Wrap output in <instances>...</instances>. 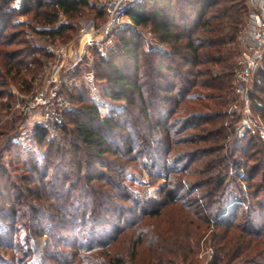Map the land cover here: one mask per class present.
<instances>
[{"label": "trees", "instance_id": "1", "mask_svg": "<svg viewBox=\"0 0 264 264\" xmlns=\"http://www.w3.org/2000/svg\"><path fill=\"white\" fill-rule=\"evenodd\" d=\"M94 1L96 3L98 0ZM14 3L15 0H0V120L2 112L10 109V105L5 106L4 103L6 96L10 94L2 88L18 82L21 90L30 93L36 77L46 69L47 62L52 59V55L46 50L47 45L64 44L72 39L68 34L73 32L75 27L71 24H60V16L64 15L67 19L74 20L80 17L83 10L92 6L90 0H21L20 8H16ZM96 13L97 19L104 18L103 8ZM248 14L247 0H142L129 11L133 25L136 28L150 27L159 43L166 45L167 49L144 52L141 37L129 27L117 33L119 38L108 50L107 56H101L97 51L93 52L95 58L93 72L98 94L103 101L117 108L112 107L110 114L104 116L99 105L88 97L87 93H76L66 88V97L77 109L65 113V122L59 131L62 129L63 133L66 131L64 126L68 116L71 115L74 127L70 133L73 137L70 153L74 154L73 164L78 166L76 178L84 183L85 188H111L113 197L121 196V200L129 205L121 208L122 213L118 219L121 225L114 237L98 239L93 237L82 245L78 244L76 239L70 245L66 243L67 247L59 253L60 255H49L50 262L54 264H197L201 234L208 230L213 233L211 241L216 250L212 264H233L246 252L248 255L243 259L245 261L264 256L262 249L264 231H254L258 225L250 220L246 232L248 236L256 237L252 238L251 244L243 248L246 237L236 235L228 237L231 228L234 229L233 219L239 217V205H227L224 201L217 200L220 191L229 180L230 166L227 159L222 157V152L225 151V147L239 151V146L235 138L234 141L232 139V147L229 143L225 145L224 141L229 140L230 135L220 120L223 115L215 112L214 108L224 104L217 102V98H224L232 90L235 59L238 57L237 39L247 22ZM19 16H30V23L17 21L15 17ZM23 26L36 36L35 39L24 37L27 35L25 30H18ZM143 54L159 57L158 61L149 59L146 62L147 74L145 71L143 76L145 82H141L140 76ZM117 57L123 58L124 63L119 64ZM177 57L185 67H190L188 70L192 71L188 73L191 78H195L193 81L186 78L187 83L182 84L178 91H176V80L171 81L172 77L165 74L173 70V67L168 66L166 62L176 63ZM164 81L166 82L163 84ZM253 84L254 107L264 121V58L256 78L254 75ZM192 87L204 90L206 93L202 95L192 93ZM153 98H159L158 104L160 106L166 104L167 109L173 114L181 111L186 118L183 120L185 129L194 125L193 128L199 131L191 135L189 141H179L172 135L173 131L169 125H165L163 119L157 121L156 125L151 126L152 130L147 135L149 137H144L146 145L143 147V154H147L148 163H143L139 157H133L138 144L132 143L129 123L124 121L123 116L128 115L127 110L130 107L134 108L139 105L138 102H142V113L148 123L153 122L155 116L148 113L149 109L154 110L158 107L152 102ZM207 102L212 104L209 105ZM78 105H80L79 109ZM201 110H206L207 113H201ZM48 131V128L37 125L34 129L35 142L44 145L49 137ZM122 134H125V137H122V145L126 150V163L130 166L125 168L120 164L123 169L116 168L111 170L110 177L105 176L102 173L108 171V164L104 163L105 157L121 158L120 147L115 150L112 139L119 138ZM66 135L68 138V134ZM160 135L165 137V142L158 143L161 141L159 140L158 147H155L156 138ZM179 142H183L182 145L185 146L209 144V151L205 154L215 157L204 162L203 165L199 164L200 171L203 169L204 172L196 171L192 166L184 168H180L179 164L175 166L178 162L186 161L188 156L191 158L190 165L197 161V155L191 153L192 149L189 150L190 155H186L183 160L179 159L180 151L174 149ZM51 152L49 157H53L55 153L59 158L63 156L60 147L55 153ZM162 155H165L163 161ZM17 158L20 159L19 156ZM44 159L46 160V156ZM27 160L30 174L42 179L49 177V167H41L32 157ZM132 164H135L133 168H131ZM142 166L146 168L150 166L156 174L165 176L166 191L162 200L152 199L146 193L136 196L134 193L125 192L123 182L126 180V173L130 169H139ZM236 168L237 174L234 175L236 180L248 182L246 176L240 175L247 168L237 164ZM205 172L211 175L209 181L203 180L198 175ZM185 177L187 179L183 182L182 179ZM56 178L52 177V180H57ZM27 180L28 177H24V181ZM41 182V185H44V180ZM120 189H124L123 195L117 193ZM255 189H259L258 198L264 191V184L256 186ZM183 192L185 193L182 194ZM93 193L96 196H93L95 199H91V202L95 203L97 212H100L103 206L100 194L102 195L103 192L98 195L96 192ZM263 203L259 204L261 209H264ZM170 206H176L181 215L175 219V222L173 221V224L169 222L164 227L159 222L165 217L166 208ZM16 214L13 208L7 210L0 208L2 227L0 249L13 247L15 240L6 235L14 232L15 228L11 220ZM60 215L62 214L58 216ZM98 218H101L98 221L100 224L102 217L98 215ZM245 222H248L247 218ZM219 228H226V232L223 231L222 235H219L216 231ZM17 252L12 253L14 257L10 260L19 258ZM28 256L30 257V255L21 256V263H24ZM0 264H5V258L1 254Z\"/></svg>", "mask_w": 264, "mask_h": 264}, {"label": "rangeland", "instance_id": "2", "mask_svg": "<svg viewBox=\"0 0 264 264\" xmlns=\"http://www.w3.org/2000/svg\"><path fill=\"white\" fill-rule=\"evenodd\" d=\"M90 1L92 6L83 10L80 17H77L74 20L68 19L69 23L75 27V30L68 34L69 36H72V39L64 44H71L76 41L80 22L97 19L96 12L102 10L103 2L102 0H98L96 3L94 0ZM15 19H18L17 21L23 23H30L31 21L30 16H19L17 18L15 17ZM105 20L104 17L99 21L104 22ZM129 27L134 29V31L141 37L144 52L152 50L164 51L167 49L166 45L159 43L150 27L136 28L133 25V22L132 25H129L126 28ZM245 27L246 24L242 28L237 39L236 50L238 52V57L235 59V71L238 68V62L245 48V42L242 40ZM18 30H25L27 35H24V37L26 39H35L36 37L34 34H31V31L25 26L19 27ZM117 33L115 35L114 44L117 38H119ZM117 58L119 64L124 63L123 58ZM91 59H93V61H88L86 59L82 66L79 67L75 73L70 75L67 82V88L76 93H87L88 97L99 105L102 114L107 116L110 114L112 107L116 106H112L102 100L98 94L95 80L93 84H88L85 80V75L88 72H93L95 66L94 56H92ZM149 59L158 61L159 57L142 55L141 65L143 67L141 68L142 74L140 75L141 82H145L143 76L145 71L147 74L146 62L149 61ZM176 60V63L170 61L166 62L168 66L173 67V70L169 73L166 72L165 74L172 77L171 81L175 82L176 80V91H178L182 84L187 83L185 80L186 78L191 79L192 81L195 80V78H191L190 73L192 70H188L190 67H185L180 58L177 57ZM262 63L263 60L261 61L258 70L261 68ZM258 70L255 73V78ZM188 71L190 73H188ZM43 72L38 75L33 82L31 87L32 91L41 83L40 79ZM253 80L254 76L250 83L244 85L243 92L238 93L237 89L239 85L234 77L232 90L229 94L224 98H217L216 100L217 102L219 101V103L221 102L224 104L214 108L215 112L217 111L218 114L223 115L220 120L224 123L226 132L230 135L229 140L226 142L224 141L225 145L229 143L231 146L235 138L237 140V145L239 146V151H233V148L229 149V147H225V151L222 152V157H224L225 160L227 159V163L230 166L229 180L224 189L221 190L223 192L220 191L217 200L224 201L227 205H239V217L233 219L234 229L231 228L228 237H235V235L237 237H246L247 240H245L246 243L243 245V248H246L247 245L251 244L252 238L256 237L253 235L248 236V233L246 232V229H249L248 225L250 224V220H253L254 223L256 222L258 225L254 231H264V209H261L259 206L260 203L264 202V191L261 192L257 198V191H259V189H255L256 186L264 184V121L259 117L260 114H258L254 107L255 98L253 92L255 93V91ZM165 82L166 81H164L163 84ZM73 88L75 90H73ZM2 90L10 94L6 96L4 102L5 106L10 105V109L2 112L0 120V208H5V210L13 208L17 213L11 220L12 225L15 228L14 232L6 235L7 237H13L15 240L13 247L0 249V254L5 258V264H54V262L48 260V256L61 253L67 247L66 243L70 245L77 239L78 244L82 245V243L89 242L93 237L94 239H98L99 237H114L121 225L118 220L122 213L121 208L126 207L129 203L121 200V196H118L117 198L113 197L111 188H85L84 183L76 178L78 166L73 164L74 154L70 153L73 141V137L70 133L74 127L72 125L73 118L71 115H69L66 120L64 126L66 131H64V133L62 132L63 129L61 131H59V129H48L49 137L44 145L37 144L34 140V129L38 123H27L22 114L14 112L17 103L29 92L21 90V86L18 82L10 83L9 85L4 86ZM191 91L192 93H199L201 95L206 93L204 90L193 87ZM257 95L259 94L257 93ZM152 100L153 103L158 105L154 110H148L149 114L152 113V115L155 116L153 122L148 123L144 113H142V102H138L139 105H136L134 108L130 107L127 110L128 115L124 114L123 116L124 121L129 123L128 129L131 131L130 138L132 143L134 145L138 144V149L133 157H139L143 163H148L147 154H143V147L146 145V139L144 137H149L147 135H149V131L152 130L151 126L156 125L157 121L163 119L165 125H169V128L173 131L172 135L179 141H189L191 139L190 136L195 135L197 131H199H196L193 128L194 125L185 129V123H183V120L186 118L181 111L177 113L174 112L173 114L172 111L167 109L166 104L164 106L158 104L159 98H153ZM207 104L210 105L212 102H207ZM79 108L80 105H78V109ZM75 109L77 108L72 104L71 110ZM201 111V113H207L206 110ZM66 134H68V138H66ZM122 137H125V134H122L119 138H114L115 140L112 139V146L114 149L117 150L120 147L119 153L121 154V158L113 156L105 157L104 163L108 164V171H101L105 176L107 175L110 177L112 175L111 170L119 168L120 164L125 166V168L130 166V164L126 163L127 156H125L126 150L122 145ZM159 140L161 141L158 142ZM155 142V147H158V143L165 142V137L160 135L156 138ZM182 143L183 142H179L174 148L177 151H180L179 159L183 160L186 155L193 153L194 155H197V161L193 165H190L192 164L190 161L191 158L188 156L190 159L187 157L186 161H182V163L178 162L175 166L177 164H179L180 168L192 166V169L200 171L201 166L199 164L203 165L204 162L215 157L206 155L209 151V144L205 145L198 143L196 146H192L191 144L185 146L182 145ZM58 147L63 151V156L61 158L55 153ZM136 148L137 146L135 149ZM51 149L55 155L53 157L50 156V158L49 155ZM191 149L193 152L190 153L189 150ZM81 151L83 153V150ZM204 154L206 156H204ZM18 156L20 159L17 158ZM45 156L46 160L44 159ZM29 157L37 160L41 167L47 166L50 168V175L48 178L42 179L30 174L27 163ZM164 158L165 155H162V161ZM236 164L238 166L243 165L247 168V170L241 172L240 175L246 176L249 179L248 182L243 183L236 180L234 177V175L237 174ZM134 165L135 164H132L131 168H133ZM120 169L123 168L120 167ZM200 172H204V170L202 169ZM198 175L203 180L208 181L211 177L208 172ZM24 177H28V180L24 181ZM52 177H57V180H52ZM253 177L255 178L253 179ZM178 178H180V176H178ZM125 179L123 185H125V192L128 194L134 193L137 196V194L141 195L146 193L152 199L159 201L165 196V176L163 175L161 177L156 174L150 166L147 168L142 166V168L139 169L128 170ZM186 179L187 178L185 177L182 181L184 182ZM191 179L196 180V178ZM43 180L44 185H41V181ZM123 190L120 189L117 193L123 195ZM93 192H96L97 195L100 192H103L104 194V196L103 194H100V199L103 204L102 208H100V212H97L95 203L91 202V199H95L93 196H96ZM184 193L185 192L182 194ZM175 207L176 206H170L166 208L164 214L165 217L161 219V222L158 221L162 226H167V223L169 222L173 224V221L175 222V219L180 217V210ZM228 207H226L227 210ZM59 214H62L63 216H58ZM98 215L102 217L100 224H98V221H100L101 218H98ZM249 217H252L253 219H250ZM246 218L248 219V222H245ZM89 219H91V221ZM236 227L237 229L235 230ZM1 228L0 223V229ZM225 229L226 228H219L218 230L216 229V231L219 235H222L223 231L226 232ZM212 236L213 233H211V230L205 231L201 234L202 238L200 240V252L197 256V264H212L214 261L216 250L212 246ZM257 237L259 236L257 235ZM62 239L65 241H61ZM66 239L68 242H66ZM262 249H264V247H262ZM14 251H20L19 254L17 252V258H19L17 260H15V258L10 260L11 257H14V254L12 256ZM23 255H30V257L28 256L26 261L21 263L20 257ZM246 255H248L247 252L242 258L238 259L233 264H264V256L255 259L250 257L254 260L245 261L243 259L247 257Z\"/></svg>", "mask_w": 264, "mask_h": 264}, {"label": "built area", "instance_id": "3", "mask_svg": "<svg viewBox=\"0 0 264 264\" xmlns=\"http://www.w3.org/2000/svg\"><path fill=\"white\" fill-rule=\"evenodd\" d=\"M142 0H102L105 21L92 19L80 22L76 41L71 44L48 45L46 50L52 55L46 64L38 87L23 96L14 112H19L27 123L36 122L50 130L60 129L65 122V113L72 103L65 95L67 82L84 61H93V52L107 56L114 45L117 32L132 25L129 11ZM249 14L242 40L245 48L235 71L238 93L250 83L264 57V0H247ZM14 6L20 8L21 0ZM60 24H70L67 17L60 16ZM86 83L93 84L94 72L85 75Z\"/></svg>", "mask_w": 264, "mask_h": 264}]
</instances>
